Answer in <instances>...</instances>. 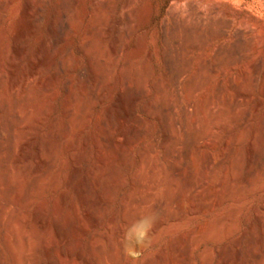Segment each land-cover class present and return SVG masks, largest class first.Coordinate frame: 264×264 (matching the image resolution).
Masks as SVG:
<instances>
[{"label": "rangeland", "instance_id": "rangeland-1", "mask_svg": "<svg viewBox=\"0 0 264 264\" xmlns=\"http://www.w3.org/2000/svg\"><path fill=\"white\" fill-rule=\"evenodd\" d=\"M88 256L264 264V0H0V264Z\"/></svg>", "mask_w": 264, "mask_h": 264}, {"label": "bare ground", "instance_id": "bare-ground-1", "mask_svg": "<svg viewBox=\"0 0 264 264\" xmlns=\"http://www.w3.org/2000/svg\"><path fill=\"white\" fill-rule=\"evenodd\" d=\"M21 34V29L20 28H18L16 31H15V34H14V37H15V39L19 36ZM16 53H19V48H16ZM35 73H36V71L34 70L33 71V74L32 75H35ZM104 156V155H103ZM104 158V157H103ZM106 159H108L107 157H106ZM109 160H111V159H109ZM107 161V160H106ZM224 177H226V174L224 175ZM223 183V181H221L219 184H222ZM19 192V191H18ZM17 192V193H18ZM94 222V221H93ZM90 258H89V256L88 257H86V263H89L90 264Z\"/></svg>", "mask_w": 264, "mask_h": 264}]
</instances>
